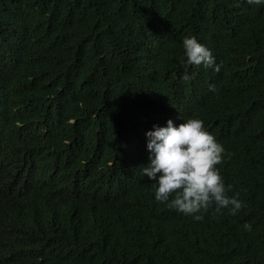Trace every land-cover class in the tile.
<instances>
[{
    "label": "trees",
    "instance_id": "16d2710c",
    "mask_svg": "<svg viewBox=\"0 0 264 264\" xmlns=\"http://www.w3.org/2000/svg\"><path fill=\"white\" fill-rule=\"evenodd\" d=\"M190 117L235 214L194 220L141 172L145 132ZM0 264H264V0H0Z\"/></svg>",
    "mask_w": 264,
    "mask_h": 264
},
{
    "label": "clouds",
    "instance_id": "9594fccd",
    "mask_svg": "<svg viewBox=\"0 0 264 264\" xmlns=\"http://www.w3.org/2000/svg\"><path fill=\"white\" fill-rule=\"evenodd\" d=\"M183 48L187 63L219 69L212 50L195 35L184 37ZM145 136L149 155L141 172L152 181L157 201L197 221L204 219L202 210L207 211L213 204L215 212L228 209L232 214L244 206L239 192L229 195L232 185L225 183L217 167L227 149L203 119L190 117L177 124L168 118L165 125L154 124ZM244 227L252 229L250 223Z\"/></svg>",
    "mask_w": 264,
    "mask_h": 264
}]
</instances>
